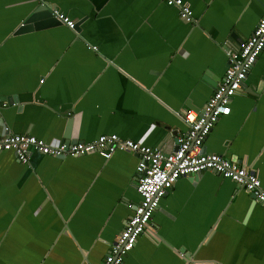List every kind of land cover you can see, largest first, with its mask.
Segmentation results:
<instances>
[{
  "label": "crops",
  "instance_id": "1",
  "mask_svg": "<svg viewBox=\"0 0 264 264\" xmlns=\"http://www.w3.org/2000/svg\"><path fill=\"white\" fill-rule=\"evenodd\" d=\"M183 1L193 23L161 0H0V135L57 145L116 134L176 151L182 116L203 109L227 52L264 16V0ZM54 10L77 28L53 22ZM40 17L50 23L38 28ZM230 107L202 150L264 185V50ZM137 164L124 151L29 164L0 152V264L102 262L141 201ZM135 247L123 264H264V207L213 171L182 177Z\"/></svg>",
  "mask_w": 264,
  "mask_h": 264
},
{
  "label": "built area",
  "instance_id": "2",
  "mask_svg": "<svg viewBox=\"0 0 264 264\" xmlns=\"http://www.w3.org/2000/svg\"><path fill=\"white\" fill-rule=\"evenodd\" d=\"M167 5L179 10L180 17L187 23H193V11L183 0H161ZM53 16L58 20H69L60 11L54 10ZM72 21V20H71ZM73 22V21H72ZM75 22L71 29H74ZM264 16L256 25L251 37L239 49H230L228 67L221 83L207 101L202 110L187 111L182 120L187 125V132L178 138L177 150L165 153L161 149L143 145L130 139H123L116 134L102 135L92 142L60 143L51 145L29 134H15L6 132L0 135V152L11 151L17 159L29 164L34 155L53 157H78L90 153H99L105 159L112 157L117 151L131 152L138 156L136 168L137 191L141 196L140 203L135 207L134 214L128 219L125 228L118 235L105 259L98 264H123L125 255L129 251L120 241L123 234L135 228L131 233L129 243L137 244L138 238L148 231L151 218L159 208L162 198L173 188L182 177L198 175L205 171H213L226 179H230L239 187L252 194L260 203L259 192L264 191V185L259 177L245 165L231 161L223 155L203 152V144L213 128L223 116H228L221 109L230 107L232 98L241 90L243 83L264 50ZM218 105V107H216ZM216 109L213 111V109ZM192 117V119H189ZM241 174L247 179H241ZM155 196V199H150ZM150 205V206H149ZM141 217H143L141 219Z\"/></svg>",
  "mask_w": 264,
  "mask_h": 264
},
{
  "label": "snow or ice",
  "instance_id": "3",
  "mask_svg": "<svg viewBox=\"0 0 264 264\" xmlns=\"http://www.w3.org/2000/svg\"><path fill=\"white\" fill-rule=\"evenodd\" d=\"M172 0H169V3H171ZM177 2H179V0H177ZM68 13H62V17L63 16H67ZM61 23L63 25V27H65L66 29H69V30H72L71 29V25H72V21L69 19V20H63L61 19ZM46 26V19L44 17H40L38 18L37 20V27L38 28H43ZM260 31L261 32H264V27H261L260 28ZM218 107V105L216 106ZM216 109L214 108L213 111H215ZM221 111H223L225 114H229L231 112V109L229 107H223L221 109ZM189 119H192V117H189ZM241 179H244L246 183H250L247 181V179L245 177H243V174H241ZM259 198H260V205L261 207H264V191H260L259 192ZM150 199H155V196L151 197ZM150 206V205H149ZM143 217H141L142 219ZM169 219L172 220V221H175V216L174 215H170L169 216ZM139 229V224L137 223L136 227L131 229L130 231L128 232H125L123 234V239L120 241V243L123 244V247H121L119 249L120 252H123L124 251V248H128L129 251L126 253L125 255V259H127L128 257H131V256H134L136 255V247H135V242L133 243H129V241L132 240V235L131 233H134L135 231H137ZM140 234L143 235V230H140ZM112 264H116V261L113 260L112 261ZM143 264H152V262L150 260H145L143 262Z\"/></svg>",
  "mask_w": 264,
  "mask_h": 264
},
{
  "label": "water",
  "instance_id": "4",
  "mask_svg": "<svg viewBox=\"0 0 264 264\" xmlns=\"http://www.w3.org/2000/svg\"><path fill=\"white\" fill-rule=\"evenodd\" d=\"M41 9H42V8H39L38 10L34 11L33 15L28 19V21H26V23H25L24 25H22V26L20 27L19 31H22V30H26V29H30V28H32V27L30 26V24H31V22L34 21L35 18L38 17V13H39L40 11H42ZM49 14H51V13H49ZM51 19H53V22H54V21H60V20H58V19H57L56 17H54V16H51ZM60 22H61V21H60ZM49 23H50V22L47 21L46 24H49ZM76 28H77V27L75 26L74 29H76ZM176 150H177V149H176ZM252 197H254V196L252 195Z\"/></svg>",
  "mask_w": 264,
  "mask_h": 264
}]
</instances>
